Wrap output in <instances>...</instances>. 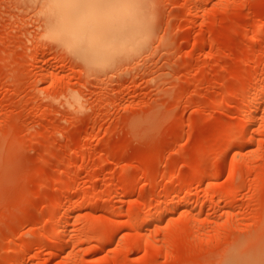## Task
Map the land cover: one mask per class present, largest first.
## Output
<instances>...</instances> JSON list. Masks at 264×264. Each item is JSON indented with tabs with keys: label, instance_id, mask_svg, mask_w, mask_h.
<instances>
[{
	"label": "rangeland",
	"instance_id": "obj_1",
	"mask_svg": "<svg viewBox=\"0 0 264 264\" xmlns=\"http://www.w3.org/2000/svg\"><path fill=\"white\" fill-rule=\"evenodd\" d=\"M46 1L0 0V264L264 255V0H129L142 38L100 56L44 38Z\"/></svg>",
	"mask_w": 264,
	"mask_h": 264
},
{
	"label": "bare ground",
	"instance_id": "obj_2",
	"mask_svg": "<svg viewBox=\"0 0 264 264\" xmlns=\"http://www.w3.org/2000/svg\"><path fill=\"white\" fill-rule=\"evenodd\" d=\"M129 2H130L129 0L126 1V4H125L126 6H125V8L122 9V8L115 7L113 5L114 3H112L111 0H106V2L102 4L104 6H98V7L96 6V3H97L96 0H47L46 3L48 5V8L46 11L49 15L50 23L46 26V28H45V24H44V28H45V31H44L45 37L44 38L54 39V40H57L59 42L62 41L64 44L75 47V48L79 49L80 52L86 53L87 55L90 54V55L100 56L101 54H103L105 52L111 51L112 49H114L116 51H120L122 49L124 51H127V49H129L133 46L135 47L137 45V43H139L140 38H142L143 31H144L143 27L145 25V22L143 24L144 18L141 15L140 9H137L136 6H132ZM191 3H192L191 4L192 7H194L196 5V4H194L196 2L193 3L191 1ZM41 4H43V2H41ZM118 6L121 7L120 5H118ZM79 10L84 11L82 16L76 15L77 14L76 12H78ZM95 16L100 17L101 21L104 20L102 25H97V23L94 20ZM43 17H44V15H43ZM44 18H46V17H44ZM96 27H101L102 30L106 29V31H107V32L106 31L104 32L106 39L104 38V41H102V42H101V39L95 38L97 35V32H98V28H96ZM260 87L262 88V86H260ZM261 88H259V86H258V88L256 87V89L257 90L259 89V91H261ZM246 90H249L250 94L248 91H246L245 94L246 93H248V94L244 95V96L249 95L248 97L252 98L251 90L248 88ZM259 91H257V93H259ZM257 93H255V95ZM259 94H261V93H259ZM256 96H255V99H256ZM251 98L246 99V97H245L246 104H247V101H249V103L247 104V108H248L247 110L254 112V110H256L255 108H257V102L255 101L254 98H252V99ZM248 105H249V107H248ZM247 110H246V112H247ZM248 113H249L248 116H250V113H252V112H248ZM248 116H247V114H245L244 119H245V117H248ZM247 119H245V121ZM248 123L251 124L252 122L250 123V121H249ZM259 154H261V153L259 152ZM240 155L241 154H239L237 156L238 159L242 158L244 160L245 157L244 158H243V156L240 157ZM238 159H237V161H238ZM246 161H247V159H246ZM235 162H236V160H235ZM237 163L241 164V166L244 165L243 163H240V162H237ZM235 165H236V163H235ZM235 165H234V168H235ZM245 165L247 168L246 163H245ZM248 166H249V164H248ZM232 168L233 167H231V170H233ZM244 168H245V166H244ZM234 171H235V169L231 173H233ZM158 212H157V215H158ZM151 213L149 214V212H148L146 214L147 215L146 217L144 215L145 221L142 219L141 220L144 221L145 223L152 220L154 216H152L153 214L151 215ZM155 215H156V213H155ZM159 215L161 216L160 213H159ZM139 219H140V216L137 218H134V220L132 222L136 223L137 221H139ZM189 219L191 220V219H195V218H193V217L188 218V221L190 222ZM154 220H152V221H154ZM191 222L189 223L190 225H191ZM195 223H196V220H195ZM195 223H192L191 226L193 227V225ZM226 223L228 224L227 227H229L230 226L229 218H228V222H226ZM226 223L224 222L223 224H226ZM223 224L220 226L218 225L217 227L223 228L224 227ZM54 225L57 226L59 224L54 223ZM195 225H197V224H195ZM197 226H195L196 228L193 227L196 229V230L194 229L196 232L198 229ZM227 227H224V228L226 229ZM53 228H54L53 230L55 232V233L53 232V234H55V236L60 235V233L57 232L59 230H55L56 227H53ZM224 228L221 230L225 231ZM194 230H192V231H194ZM216 230L220 233L218 228ZM217 231H216V233L218 234ZM196 232H192V234L196 233ZM214 232H215V230H214ZM197 233L199 234V231ZM259 233H260V231H259ZM141 234H143V233H141ZM141 234H137L136 235L137 237L135 236L137 239H135L133 236V238H134L133 240H135L134 243L136 242L137 246H138V244H140L142 242L141 240H143L144 236H146V235L148 236V233H146L140 237ZM193 235L195 236V234H193ZM207 235H208V238H206ZM207 235H205V238L203 237L204 238L203 241L205 239L207 241V239H211V237H213L212 235H210V236H209V234H207ZM221 235H223V233L222 234L220 233L219 235H217V237H219ZM147 236H146V238H147ZM149 236H150V234H149ZM196 236H197V234H196ZM200 236L198 235V237H197V239H199L198 241H200V238L202 240V237H200ZM139 237L141 240L138 239ZM148 238H150V237H148ZM147 239H144L143 243H145V240H147ZM150 239H151V241H149V240H147V241L149 243L153 242L154 238H153V240H152V238H150ZM251 239H252V237H251ZM138 240L140 241V243ZM247 240L246 241L242 240V242H241V243H243V241H244L246 243L243 247V250L246 246L253 245V244H250V242H253L252 240H248V241ZM156 242H153L154 244H152V243L151 244L145 243V244L148 245L149 247H151L153 245L154 247H152V249H157V247L159 248V245H156L155 244ZM248 242L250 245H247ZM255 242H253V243H255ZM239 244H240V241H239ZM133 246L136 247L135 244H133ZM246 248H245V250H246ZM261 255L262 256L257 258L255 261H253V262L251 261V262H248L246 264H264V255L263 254H261Z\"/></svg>",
	"mask_w": 264,
	"mask_h": 264
}]
</instances>
